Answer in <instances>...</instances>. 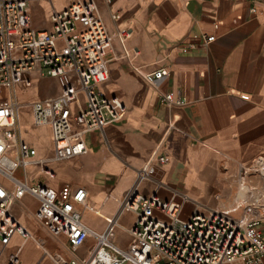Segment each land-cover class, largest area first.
<instances>
[{"label":"crops","instance_id":"1","mask_svg":"<svg viewBox=\"0 0 264 264\" xmlns=\"http://www.w3.org/2000/svg\"><path fill=\"white\" fill-rule=\"evenodd\" d=\"M95 1L114 33L107 53L108 79L100 89L119 97L125 112L102 130L85 129L73 119L85 151L68 160H51L54 178L29 165V181L43 180L54 189L65 184L83 187L85 204H77L82 220L101 232L115 217L111 239L120 246L133 241L126 228L133 224L134 213H118L133 188L180 203L183 219L193 212L231 208L240 181L261 189L257 174L240 179L238 173L241 165L264 159V0ZM70 2L27 0L32 27L49 30L50 14ZM112 13L118 17L112 19ZM120 29L128 31V55L115 35ZM208 35L214 39L206 42ZM161 67L169 74L155 85L142 78L141 73ZM29 74L33 86H17L22 102L55 95L68 80L77 85L73 71L55 78L41 76L36 69ZM168 92L185 103H162L160 96ZM84 99L79 91L71 104L73 114L82 110ZM21 124L37 157H52L49 126H34L27 108L21 112ZM154 152L166 155L167 161L158 162ZM148 161L147 175L142 177L140 171ZM38 205L29 193L11 205L31 236L23 240L12 233L8 245H0V254L7 252L3 264L18 246L19 264H56L44 251L66 259L86 257L93 238L72 251L64 235H51L34 217ZM246 212L248 218L261 220L264 233L262 209L241 204L229 214L236 218Z\"/></svg>","mask_w":264,"mask_h":264},{"label":"built area","instance_id":"2","mask_svg":"<svg viewBox=\"0 0 264 264\" xmlns=\"http://www.w3.org/2000/svg\"><path fill=\"white\" fill-rule=\"evenodd\" d=\"M117 17V13L111 14L112 19ZM49 18V30H36L31 25L27 0H0V88L6 90L0 92L4 97L0 98L1 247L8 245L12 233L23 240L31 236L11 210L14 201L29 193L39 203L34 217L51 235H64L72 251L88 237L94 240L83 258L66 259L58 252L44 251L53 255L56 264H264L261 220L248 218L247 212L236 218L229 214L241 204L264 211V159L241 165L238 173L240 179L250 173L257 174L261 189L240 181L231 208L193 212L186 219L180 216V203L163 199L155 192L144 195L136 188L131 189L122 199L118 212L130 211L135 215L133 224L126 228L133 241L126 246L111 239L115 217L101 232L84 223L77 208V204H85L83 187L65 184L54 189L43 180L29 181V165L54 178L51 160H68L85 151L82 133L73 130V119L85 129L102 130L125 112L119 97L106 95L100 89L108 79L107 53L114 33L104 23L96 1L71 0ZM115 35L128 55L125 48L128 31L120 29ZM213 39V35L205 37L206 42ZM35 69L41 76L53 78L73 71L77 85L68 80L55 95L22 102L18 99L17 86H33L29 73ZM168 74L169 70L161 67L141 76L155 85ZM79 91L84 93L85 108L73 114L71 104ZM160 101L185 103L171 92L163 93ZM24 108L28 109L34 126H49L52 157H37V149L24 139L21 124ZM153 156L160 163L167 161L164 154L154 152ZM149 161L140 176L147 175ZM20 247L10 253L6 264H19Z\"/></svg>","mask_w":264,"mask_h":264},{"label":"rangeland","instance_id":"3","mask_svg":"<svg viewBox=\"0 0 264 264\" xmlns=\"http://www.w3.org/2000/svg\"><path fill=\"white\" fill-rule=\"evenodd\" d=\"M2 94H3V93H0V97L2 96ZM84 108H85V104L82 105V109H84ZM36 235H37L38 237H40V231H39V230L36 232ZM6 253H7V252H5V254H0V264H3V263L6 261V259H7V255H6ZM52 254H54V253H52ZM79 254H80V253H79Z\"/></svg>","mask_w":264,"mask_h":264},{"label":"bare ground","instance_id":"4","mask_svg":"<svg viewBox=\"0 0 264 264\" xmlns=\"http://www.w3.org/2000/svg\"><path fill=\"white\" fill-rule=\"evenodd\" d=\"M53 256V255H52Z\"/></svg>","mask_w":264,"mask_h":264}]
</instances>
